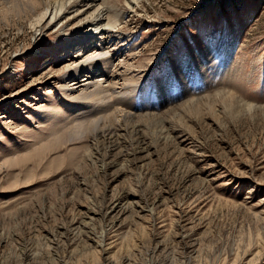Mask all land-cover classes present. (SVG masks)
<instances>
[{
    "label": "rangeland",
    "instance_id": "obj_1",
    "mask_svg": "<svg viewBox=\"0 0 264 264\" xmlns=\"http://www.w3.org/2000/svg\"><path fill=\"white\" fill-rule=\"evenodd\" d=\"M9 8L0 3V264H264V0H142L127 12L108 44L112 83L123 85L125 60V78L138 76L122 109L145 113L164 87L157 113L225 89L260 111L170 119L175 144L149 131V151L94 162L61 125L39 123L51 104L70 114L57 85L79 46L34 37L41 15Z\"/></svg>",
    "mask_w": 264,
    "mask_h": 264
},
{
    "label": "bare ground",
    "instance_id": "obj_2",
    "mask_svg": "<svg viewBox=\"0 0 264 264\" xmlns=\"http://www.w3.org/2000/svg\"><path fill=\"white\" fill-rule=\"evenodd\" d=\"M141 2L142 0H0L3 7H11L12 9H9L13 10L18 17L24 15L29 20L35 15H41L42 21L36 25L34 37L49 30L48 32L53 36L56 35V45L63 52L79 46L73 58H70L72 65L65 66L64 70H61L63 73L59 79L60 84L57 85L71 102L70 114L64 115L59 112L55 104H51L43 108L47 110L41 115V122H38L45 124L53 121L52 134L58 133L55 129L61 125L60 129L66 131L65 136L68 135L71 140L83 141L81 146L87 149L85 155L91 161L96 156H106L114 150L124 158L136 157L138 154L149 151L150 142L147 140L149 134H146L149 131L155 137L152 140L154 143L164 146L175 144L176 136L168 130V125L166 127L164 125V121L170 119L181 120L188 114L196 119H205L203 114L207 112L206 114L213 118L228 117L232 120L241 115H251L260 111V108L241 100L233 90L225 89L212 93L206 92L209 94L203 97L197 95V97L186 98L187 100L181 101L176 106L157 113V107L154 108V105L165 101L168 97L163 98V94L168 92V89L164 87L158 96L150 98L152 100L148 104L150 107H143L145 113L136 115L137 113L133 114L129 110L125 111L126 108L123 110L121 107L132 108L134 93L137 89L131 93L128 91L136 85L133 84V78L138 79V76L133 74L125 78L127 73L133 71V67L125 60L120 64L123 67V72H120L123 76L121 78L124 79L123 85L121 83L122 86L118 88L116 81L113 80L112 83L110 78L113 76V66L116 62L114 57L118 56V51H111L108 44L113 34H117L115 28L120 25L127 12L135 11L136 6ZM90 47L92 50L89 49ZM80 73H84V76L78 79ZM169 80L174 82L173 77ZM141 81L142 79L139 80ZM126 84H128L127 89L122 91L121 88ZM158 84L160 85V82ZM137 85L141 86L139 83ZM114 96L117 97L115 100L117 105L112 104L111 100ZM169 104L170 102L167 105ZM71 114L74 117L68 119ZM56 141L59 145L63 143L60 138ZM76 148H80L79 144L74 149ZM86 212L90 214L89 210ZM105 234L103 230L98 240L94 242L95 246L99 247L97 252L100 254L106 252ZM156 248L157 246L154 247ZM106 259L108 257L104 258ZM183 263L190 264V261ZM110 264L133 263L129 257H120L118 261H111Z\"/></svg>",
    "mask_w": 264,
    "mask_h": 264
}]
</instances>
